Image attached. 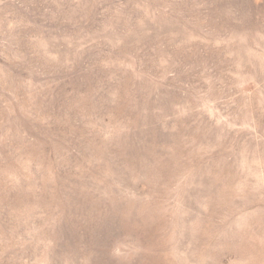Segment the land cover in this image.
Wrapping results in <instances>:
<instances>
[{"label":"rangeland","instance_id":"1","mask_svg":"<svg viewBox=\"0 0 264 264\" xmlns=\"http://www.w3.org/2000/svg\"><path fill=\"white\" fill-rule=\"evenodd\" d=\"M0 264H264V0H0Z\"/></svg>","mask_w":264,"mask_h":264}]
</instances>
